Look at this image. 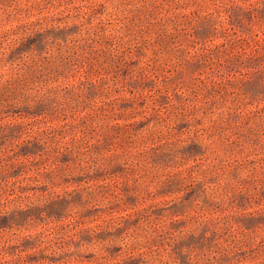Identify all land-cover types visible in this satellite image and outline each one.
<instances>
[{
  "label": "rangeland",
  "instance_id": "obj_1",
  "mask_svg": "<svg viewBox=\"0 0 264 264\" xmlns=\"http://www.w3.org/2000/svg\"><path fill=\"white\" fill-rule=\"evenodd\" d=\"M0 264H264V0H0Z\"/></svg>",
  "mask_w": 264,
  "mask_h": 264
}]
</instances>
